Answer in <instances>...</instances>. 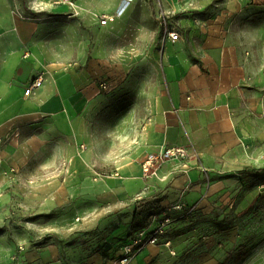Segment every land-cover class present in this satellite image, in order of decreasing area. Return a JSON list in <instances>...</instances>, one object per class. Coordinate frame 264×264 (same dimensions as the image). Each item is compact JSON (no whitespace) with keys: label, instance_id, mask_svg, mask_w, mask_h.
Returning a JSON list of instances; mask_svg holds the SVG:
<instances>
[{"label":"crops","instance_id":"crops-1","mask_svg":"<svg viewBox=\"0 0 264 264\" xmlns=\"http://www.w3.org/2000/svg\"><path fill=\"white\" fill-rule=\"evenodd\" d=\"M162 12L178 40L164 38ZM131 78L143 86L114 115L119 90L100 84L121 81L129 93ZM88 135L97 167L113 164L84 177L80 170L70 187L79 207L125 209L145 199L169 208L173 224H234L218 227L213 251L211 233L200 248L193 232H165L129 264H264L263 241H238L237 211L211 214L250 204L217 192L227 172L264 159V0H0V140L35 158L52 144L76 152ZM171 145L197 155L145 176L146 156Z\"/></svg>","mask_w":264,"mask_h":264},{"label":"rangeland","instance_id":"rangeland-1","mask_svg":"<svg viewBox=\"0 0 264 264\" xmlns=\"http://www.w3.org/2000/svg\"><path fill=\"white\" fill-rule=\"evenodd\" d=\"M136 66L131 67V76L135 75ZM146 73H149L147 69ZM129 82L133 86L129 93L123 89L121 81L113 86L100 84L104 92L119 90L111 96L114 115L121 112L115 108L132 103L133 93L143 86L138 85L137 78ZM4 139L0 140V264H120L125 247L133 240H130L131 220L136 206L90 212L88 208L79 207V200L74 199L70 189L80 170L82 177L92 169V174L98 170L107 172L112 168L113 159H105L106 165L101 163L102 167H97V158L89 149V135L85 136V143L76 144V152L71 143H66V148L52 144L50 151L39 153L35 158L18 150L9 151ZM257 140V147L264 154V136L260 135ZM222 179L224 186L217 192L221 197L248 199L250 204L214 207L211 214L218 216L225 214V210H229L226 214L237 211L235 214L240 217L235 224L238 241L246 248L256 240L264 243V159L227 172ZM198 214L204 215V212ZM230 224L227 221L222 224L198 222L191 217L189 222L172 223L165 232L167 236L172 231L178 235L193 232L192 241L200 248L205 245L203 235L206 238L205 234L211 233L215 243L212 244L213 240L208 243L213 251L220 246L218 227ZM152 228L151 225L149 229Z\"/></svg>","mask_w":264,"mask_h":264},{"label":"built area","instance_id":"built-area-1","mask_svg":"<svg viewBox=\"0 0 264 264\" xmlns=\"http://www.w3.org/2000/svg\"><path fill=\"white\" fill-rule=\"evenodd\" d=\"M131 0H125V6L130 4ZM161 25L163 28L164 38H170L176 41L180 38V34L177 30L171 27L166 19V15L162 12L159 15ZM114 20V16H102L101 23L105 24L108 21ZM43 83L42 76H37L32 84L26 89L25 94L28 95L34 88L40 87ZM192 155H197L194 150L193 153L189 149L180 145L163 146L156 152L149 153L142 163L143 172L145 176H155L158 173L160 167L167 161L172 160H186ZM141 197L139 196L138 199ZM182 204H177L172 207L174 210L182 209ZM172 221L169 215V208H165L160 214L155 215L152 218L151 225L154 224L152 229H144L139 231L136 237L131 241V244L125 247L123 255L120 259V264H129L132 259L144 250L148 245L158 244L160 236L165 232L168 224Z\"/></svg>","mask_w":264,"mask_h":264},{"label":"trees","instance_id":"trees-1","mask_svg":"<svg viewBox=\"0 0 264 264\" xmlns=\"http://www.w3.org/2000/svg\"><path fill=\"white\" fill-rule=\"evenodd\" d=\"M148 203V204H147ZM135 211L131 220V238L134 239L139 231L148 229L152 223V218L155 215L160 214L165 208L155 205L153 201H147L145 199L139 200L135 203ZM145 206L151 208V211H147ZM174 218V217H173ZM170 222L168 226L170 227ZM136 234V235H135Z\"/></svg>","mask_w":264,"mask_h":264}]
</instances>
